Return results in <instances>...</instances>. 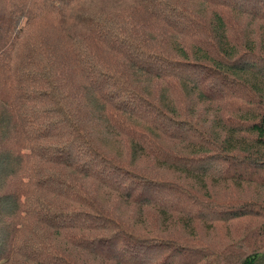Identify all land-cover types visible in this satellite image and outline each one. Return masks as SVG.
<instances>
[{
	"label": "trees",
	"instance_id": "obj_1",
	"mask_svg": "<svg viewBox=\"0 0 264 264\" xmlns=\"http://www.w3.org/2000/svg\"><path fill=\"white\" fill-rule=\"evenodd\" d=\"M193 1L0 0V264H85L81 252L94 264H264V0ZM141 154L176 180L119 161ZM65 171L137 218L99 211ZM206 180L254 193L214 201ZM152 214L158 232L188 235L196 221L258 220L218 252L126 227Z\"/></svg>",
	"mask_w": 264,
	"mask_h": 264
},
{
	"label": "rangeland",
	"instance_id": "obj_2",
	"mask_svg": "<svg viewBox=\"0 0 264 264\" xmlns=\"http://www.w3.org/2000/svg\"><path fill=\"white\" fill-rule=\"evenodd\" d=\"M181 4L186 5L189 9L194 6H197V3H194L193 0H178ZM244 23L245 19H241ZM164 147H173L174 143L171 140L166 139L163 137V140L159 142ZM109 146L111 153H118V150H125L123 145H119L118 142L109 140ZM122 146V147H120ZM171 147V148H172ZM170 148V149H171ZM173 148H177L174 146ZM115 156V155H114ZM119 157V156H118ZM147 154H141V156H137L135 159H132L130 164L125 163L123 160L119 158V161L128 168L135 169L139 174L150 176L153 178H166L170 179L171 181L176 180L174 173L172 171L161 167L156 161L151 159ZM46 170L56 173H61L62 171L58 168L53 166L46 167ZM64 172V170H63ZM68 175V180L73 182L77 185L79 191L84 194L87 201L91 202L96 209L103 210V213L109 215L114 220H123L127 224L128 220L135 219V213H133V209L131 205L126 206L120 198H117L114 193L106 192L105 188L101 187L95 180L83 178L79 175H75V173L71 174L70 171H65ZM208 182L207 192L209 199L218 201V202H226V201H235V202H242L249 197L251 198L254 193V188L250 184H241L237 185L234 182L229 180H217L211 183L209 180ZM200 191V188H197ZM202 191V190H201ZM54 200H60L56 197L52 198ZM69 208L71 209H83L88 210L86 206L75 203L73 201L66 200ZM92 211V209H90ZM136 211V210H135ZM134 215V216H132ZM130 216L132 218L130 219ZM159 216H147L145 224L140 225L136 222V225L128 228H131L133 232L145 233L149 234L152 231L161 230L160 228H156L159 224ZM258 218H250V217H238L231 221H222V220H211V221H196L193 223V232L192 235H188V229H183L181 227H177L175 224L171 225V227L166 229L165 231H157L158 234H168L175 237H183L187 236L189 238V242H193L198 246L205 248V250L214 249V251H222L226 250L233 245H237L241 235L244 238L249 236L248 230H251L249 225L253 224L254 221H257ZM31 222V221H30ZM28 222V224L30 223ZM251 222V223H249ZM249 223V224H248ZM175 225V226H174ZM75 233H79L80 230H73ZM83 232V231H82ZM109 230H100L95 231L92 233L98 234H107ZM242 237V238H243ZM183 239L178 238V241H182ZM193 240V241H192ZM60 244V243H59ZM162 255V253H161ZM160 255V256H161ZM86 257L91 258V256L85 255L81 252L79 257V261H82L85 264H94V261L87 259ZM85 258V259H84ZM95 260V259H93ZM81 264V263H80Z\"/></svg>",
	"mask_w": 264,
	"mask_h": 264
}]
</instances>
